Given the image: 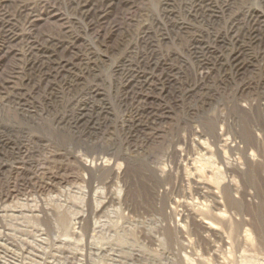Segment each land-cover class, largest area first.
<instances>
[{"label": "rangeland", "instance_id": "rangeland-1", "mask_svg": "<svg viewBox=\"0 0 264 264\" xmlns=\"http://www.w3.org/2000/svg\"><path fill=\"white\" fill-rule=\"evenodd\" d=\"M6 51L0 264H264V0H0Z\"/></svg>", "mask_w": 264, "mask_h": 264}, {"label": "bare ground", "instance_id": "bare-ground-1", "mask_svg": "<svg viewBox=\"0 0 264 264\" xmlns=\"http://www.w3.org/2000/svg\"><path fill=\"white\" fill-rule=\"evenodd\" d=\"M10 53L9 52H3L1 53V56H0V61H2L4 58H6ZM1 75V74H0ZM1 78V77H0ZM226 144H229L228 141H225ZM224 147H227L226 145H223ZM231 147H233L234 145L233 144H230ZM229 146V147H230ZM78 224V223H77Z\"/></svg>", "mask_w": 264, "mask_h": 264}]
</instances>
